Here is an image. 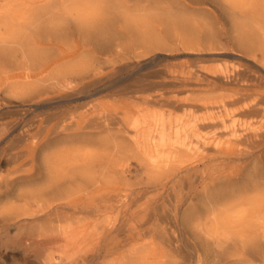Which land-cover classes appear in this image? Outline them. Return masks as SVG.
<instances>
[{"label":"rangeland","instance_id":"374dc122","mask_svg":"<svg viewBox=\"0 0 264 264\" xmlns=\"http://www.w3.org/2000/svg\"><path fill=\"white\" fill-rule=\"evenodd\" d=\"M79 1L76 6L69 0H0V264H264V240L254 249L247 243L254 234L244 239H232L224 249L223 257L217 258L211 250V241L201 231L204 222L208 223L207 226L212 222L208 216L211 198L222 197L227 191L247 196L253 190L248 183L251 178L264 177V144L255 149L249 143L230 144L225 142L230 134L220 135L225 142H221V146L211 141L208 150L201 148L203 154L200 153L196 167L184 173L177 169L155 173L141 156H122L120 160L127 165V171L119 173L111 184L118 190L105 192L98 199L89 196L87 206L83 207L86 211L92 209L94 213L91 215H72L64 209L58 210L57 206H48L46 198H29L41 185L33 181L35 177L25 175L31 166L27 152L31 138L25 135L26 130H30V135L40 137L44 132H39L41 125L46 127L55 117V121L60 118L78 121L82 117H92L100 110L107 112L133 102L142 105L143 97L159 94L162 100L151 104L153 111L186 117L183 108L166 99L190 94L186 90L197 81L190 79L192 70L230 67L240 55L249 57L243 58L242 63L253 65L248 60L253 56L229 37L231 25L226 12L212 0ZM166 5L173 8L175 15L183 9L184 13L189 12L198 23L191 28L194 31L170 24L165 19ZM89 10L94 15H88ZM57 22L59 28L54 27ZM210 31H214L213 35L218 33L212 38L206 35ZM48 56L56 60L42 76L44 83L38 80L39 64ZM91 62L93 65L89 67ZM56 66L86 68L73 85L75 89H87V93L74 88L52 93L48 80L55 76L59 68ZM23 69L30 70L27 85L14 81L15 76H8L10 71L17 75L15 73ZM219 91L215 95L226 93ZM58 95H63V100L56 102L54 98ZM132 95L133 102L130 99ZM237 119L236 126H240L242 121H247L250 126L254 122L252 117ZM202 130L204 137L215 131L212 127ZM104 133L77 136L75 144L65 143L63 147L59 144L47 152L53 155L57 148V152L68 148L70 155L80 154L86 140L94 141V146H90L93 149L99 144L98 139L104 140L108 148L121 141L107 135L111 132ZM79 138H84L83 142ZM108 148L109 151L111 148ZM256 166L260 168L255 169ZM232 171L239 176L231 179L229 174ZM156 184L158 188L153 187ZM193 211L196 215L194 213L192 221H187L185 215ZM247 246L250 248H245Z\"/></svg>","mask_w":264,"mask_h":264},{"label":"bare ground","instance_id":"6f19581e","mask_svg":"<svg viewBox=\"0 0 264 264\" xmlns=\"http://www.w3.org/2000/svg\"><path fill=\"white\" fill-rule=\"evenodd\" d=\"M69 1L76 6L80 2L79 0H69ZM212 1L218 4L221 10L226 12V18L229 20V23L231 25L229 32H228L229 37L240 48H242L243 51L253 56L252 59L251 58L248 59L249 61L252 62L253 65L251 66V65H247L246 63H242V59L247 58L248 56L246 57L245 55L244 56L240 55V56H237L239 59H236L237 61H233L232 66L230 67H219V68L218 67L217 68L216 67L215 68L199 67L198 69L194 71L192 70L190 72L191 77L190 76L189 77L190 79H196L197 81L196 83L194 82L195 84H192V81H191L192 85H190L189 89L186 90L190 94L183 98L174 97V98L166 99L168 102L175 103L177 107H180V109L183 108L186 111V115H187L186 117L176 116L172 112L158 113L157 111H153L150 106L152 103L157 102L161 99L160 98L161 94H159V96L149 95V96L143 97L142 105H135L132 99V97L134 96L132 95L130 96V99H131V102L133 103H129L125 105L124 107H116L114 110L107 111V112L100 110L98 113H95L92 117L91 116L82 117L81 119H78V121H75L73 119L68 120L67 118L66 119L60 118L59 121H55L57 118L55 117L50 121V124L47 125L46 127L45 126L43 127L41 125V127L39 128V132L41 130H43L44 132H43V135H41L40 137H37V134L30 135V132H29L30 130L29 131L26 130L25 135L27 134L28 138H31V143L30 144L27 143L28 144L27 145L28 146V149H27L28 162L31 163V166L30 168L26 170L25 175L26 177H30V178L35 177L33 181L41 185V186H38V188L32 192V195L29 197L30 199L41 198V197L44 199L46 198V201H49L48 206H57L58 210L64 209L67 213H70L72 215H75V214L91 215L92 213H94V211L92 209L90 210L89 208H87L89 210L86 211L85 208L83 207V206H87V199L89 196H92L93 198L98 199L101 197V194L105 192H109L112 190L114 191L118 190L117 187L111 184H112V180L116 179L119 173L123 171L124 172L127 171V165L123 164L120 160L122 156L124 155L137 154L141 156L148 163L149 168L155 173H158L159 171L165 172L166 169L171 170V171L177 169L179 172L184 173V172L190 171V169H193V167H196V161L199 159L201 155L200 153H202L200 152L201 148L203 151L208 150V147L211 145V143L216 146H221V142L222 143L228 142L230 144H235V145L249 143L250 145H254L253 147L254 149L264 144V90H262V88L264 87V0H212ZM184 6L188 8L190 7L186 5ZM91 9L93 8H90V10ZM51 10H52V7H51ZM81 10L82 8L80 9V11ZM90 10H89L90 13L88 15L91 16L93 13H91L92 11ZM94 10L95 9H93V11ZM183 11L185 10L183 9ZM183 11L181 13L179 12L180 14L177 12L178 14L175 15L176 13H174L175 11L173 12V8L172 7L170 8L166 5L165 6V19L170 24H178L184 27L186 30L191 32L192 30L191 28L197 25L198 23L196 19L191 18V16L189 15V12L187 14V13H184ZM31 19L36 20L37 18H31ZM86 19H89V18H86ZM91 20L93 19L91 18ZM137 21H138V18H137ZM140 23L141 22H139V24ZM16 24H17V21H16ZM56 24H58V22L55 23L54 27L57 26ZM57 27L59 28V26ZM167 27L169 26L167 25ZM47 28L49 29L48 25H47ZM32 29H35V27ZM39 30H41V28ZM39 30L38 32H40ZM212 32L214 31H210L208 34L204 33V35L205 34L207 36L210 35L213 38L214 35L218 33L217 31L213 35ZM49 34L52 35V33H49ZM179 34L180 32H178V35ZM174 36L175 35H173V37ZM200 36L201 35H199V37ZM199 39L201 40V37ZM220 43L222 44V42ZM12 48H14V46ZM201 48H203V46ZM19 50L21 51V49ZM25 51L26 50L24 49V52ZM202 52H205V51H202ZM212 52H215V51H212ZM222 52H221V55L223 54ZM47 53L49 55V52ZM8 54L11 55V53H6L7 56ZM206 54L208 53H205V55ZM3 55L5 54L3 53ZM33 59L34 58H32L31 60L33 61ZM55 60L56 58L52 56L51 57L48 56L44 59V61H42L39 64L40 76L38 77V80L44 82L43 81L44 79L42 76L45 73H47L50 68L54 66ZM92 65H93L92 62L91 64L89 63V67H92ZM57 67L59 68L55 72V76H53L50 80H48L49 81L48 83L51 84L52 93H61L60 91L64 89L65 90H69L72 88L75 89L73 84L75 80L77 79L76 77L82 74L84 69L88 68L87 65H86V68H83V69H81L80 66H72L70 68L56 66V68ZM33 70H34V67H33ZM15 74L17 75H14L13 71H10L8 76L10 75L15 76L14 78L13 77L11 78H13L14 81H17L18 83L22 82V84L23 83H26V85L29 84L28 79L30 77V70L23 69V70L18 71ZM187 82H189V80ZM187 82H184V83L187 84ZM44 83H46V81ZM93 83L95 82L93 81ZM26 89H28L27 86H26ZM86 90L87 89L85 88L75 89V91L83 92V93L84 92L87 93ZM219 90H224L226 93L215 95V92ZM178 92H181V91H178ZM219 93H221V91H219ZM62 96L63 95H58L57 97L54 98V100H56V102L62 101L63 100ZM240 117L241 118L252 117V119L254 118V122L250 123L252 126L248 125L247 121H242L240 126H236V123L238 122L237 118H240ZM255 117H257V120H255L256 119ZM209 127L214 128L215 131H213L211 136L204 137V135L201 134V130L205 128H209ZM104 132L105 133L111 132L110 135L109 134L107 135L114 139H121V141L117 140L118 142L113 143V145L112 146L110 145L108 148L104 140H99L97 138L98 139L97 143H99L98 145H100V147L96 144L97 147L93 149V148H90V146L91 147L94 146V141L86 140V142L82 144V147L80 148V150L82 149V152L80 154L77 152L73 155H70L68 148L63 149L60 152H57L59 150V148H57L58 150L56 151V153L53 151L55 153L53 155L50 154L51 153L50 151L47 152L48 149L56 145H59V144H62L60 145L62 147L64 146L65 143L67 144V143L74 142L75 144V141H77L75 137L77 136L79 137L83 135H88V136L99 135ZM222 134L223 135L230 134L231 136L230 137L228 136L229 139L223 142L222 137L220 136ZM80 139L81 138H79V140ZM83 139L84 138L81 139L82 142H83ZM57 140H58V143H56ZM101 146H104L106 150L107 148L108 149L111 148V149L109 151L107 150L106 152L104 148L101 149ZM100 149L104 151H101ZM218 150L221 151V149H218ZM47 153H49V155ZM233 154H235V152ZM207 157L210 158L208 155ZM258 167L255 169H258ZM259 171L261 170H258V172ZM233 173L234 172L232 171V173L229 174L231 179H235L239 176V175H234ZM201 177L203 178L204 176L201 175ZM254 177L255 178L253 177L251 178L252 181L250 180L248 182L253 187V188L251 187L253 190H251L247 196L241 195V193H237V192L229 194L227 191V193H225L226 195L224 194L222 195V197L220 196L218 198L217 196H214L213 198L210 199V203H209L210 206L208 207L210 214L208 216L210 220L212 221L210 223L211 225L209 224L210 226H207L208 225L207 222H204V223L202 222L203 225L202 226L200 225V226H201L202 233L205 235V237L208 240L211 241V245H212L211 250L217 258L223 257L224 252H225L224 249H226L228 245H230V242L232 241V239L236 238L237 240V237L244 239V237H246L247 235L254 234V238L247 239V243L249 244V246H252L253 249L255 247H258L261 244V242L264 240V177H261V176H254ZM166 179H167V175H166ZM255 180L257 181L254 182ZM158 183H161V182H158ZM238 183H241V182H238ZM193 184L195 183L193 182ZM146 185H147V182H146ZM153 187L158 188V185L156 184ZM205 194L207 196L206 191H205ZM200 203H202V201ZM229 203H232V205L226 206ZM195 211H193V213L189 212L188 214H186L185 219L187 221L190 220L193 214L195 213ZM242 243L245 244V242H242ZM245 248L248 249L250 247L247 246ZM145 251L146 249H144L143 252L145 253ZM225 255L227 256V254ZM237 255H240V254H237ZM137 258L138 257H136L135 260Z\"/></svg>","mask_w":264,"mask_h":264}]
</instances>
